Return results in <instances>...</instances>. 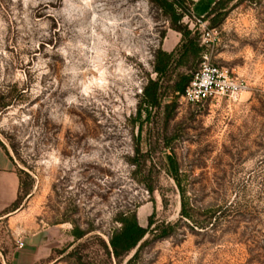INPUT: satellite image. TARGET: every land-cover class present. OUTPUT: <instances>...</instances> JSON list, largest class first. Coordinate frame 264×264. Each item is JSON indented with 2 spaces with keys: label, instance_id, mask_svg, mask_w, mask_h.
Here are the masks:
<instances>
[{
  "label": "rangeland",
  "instance_id": "374dc122",
  "mask_svg": "<svg viewBox=\"0 0 264 264\" xmlns=\"http://www.w3.org/2000/svg\"><path fill=\"white\" fill-rule=\"evenodd\" d=\"M186 1L182 23L200 34L193 13L212 0ZM214 30L211 64L246 90L194 105L178 97L165 127L196 220L218 210L197 229L180 220L167 150L154 144L142 173L152 168L150 195L128 163L136 96L153 51L175 33L151 0H0V94L13 96L0 143L24 188L17 212L0 218V264H75L73 254L110 263L102 243L127 208L141 226L152 213L179 221L144 248L143 264H264V0L242 2ZM149 128L156 135L146 126L144 138ZM70 222L94 231L74 242Z\"/></svg>",
  "mask_w": 264,
  "mask_h": 264
},
{
  "label": "trees",
  "instance_id": "16d2710c",
  "mask_svg": "<svg viewBox=\"0 0 264 264\" xmlns=\"http://www.w3.org/2000/svg\"><path fill=\"white\" fill-rule=\"evenodd\" d=\"M244 1L256 3L258 0H216L202 17V20L207 21L209 29L214 30L222 23L231 9ZM151 2L166 21L168 28L179 35V41L169 52L159 47L152 53L150 72L145 76L141 90L136 96L134 112L128 119V123L136 131V136L133 138V153L128 158V163L134 169L133 177L141 182L139 183L141 187L147 195H150L153 192V187L146 183V179L150 177L152 168L146 169L148 171L147 176H143L142 173L145 172L144 168L149 162V156L155 149L154 144L162 147L163 150H167L168 153L163 158L164 163L161 166L177 189L180 220L190 222L197 229H205L208 224H211L212 219H215L218 210L212 207L207 208L201 212L202 217H206V219L201 222L196 220V213H199V210L186 197V189L182 185L185 175L182 173L171 149V144L176 136H168L165 127L168 120L173 116L176 99L184 94L194 74L198 71L202 55L206 53V49L201 44L200 34L182 23L183 18L189 15L188 7L193 5V1L151 0ZM163 37L164 34H162ZM12 99L11 94L6 96L0 94V114L11 105ZM166 99H170V102L165 103ZM151 125L158 127L156 135L152 134L153 129L149 128V134L144 138L145 127ZM152 139H154L153 143L151 142ZM142 146L145 147V152H143ZM0 148L12 161L1 143ZM15 174L19 180L17 199L3 215H0V218L15 212L19 208L20 195L24 188L20 177L21 172H15ZM24 193L26 194V190ZM154 216V213L148 216L146 225L141 226L133 209L120 210L113 215L112 221L116 227L107 235V244L102 243L105 256L110 260V263L111 258H113L115 264H143L142 251L144 248L155 240L171 235L179 222L174 224L156 223ZM70 224L73 226L70 235L74 242L82 240L94 231L89 228L80 229L74 222H70ZM73 255L76 256L75 264H94L85 262L82 255ZM110 263L101 262L99 264Z\"/></svg>",
  "mask_w": 264,
  "mask_h": 264
},
{
  "label": "built area",
  "instance_id": "2783aa9c",
  "mask_svg": "<svg viewBox=\"0 0 264 264\" xmlns=\"http://www.w3.org/2000/svg\"><path fill=\"white\" fill-rule=\"evenodd\" d=\"M193 19L202 28L200 30L201 44L204 46L212 44L216 40L215 30H209L205 27L202 18L193 15ZM245 90L244 84L228 78L220 68L211 64L209 53H204L198 71L180 98L182 101L194 105L216 96L238 95ZM18 247L21 248L22 243H19Z\"/></svg>",
  "mask_w": 264,
  "mask_h": 264
},
{
  "label": "crops",
  "instance_id": "0c3cea01",
  "mask_svg": "<svg viewBox=\"0 0 264 264\" xmlns=\"http://www.w3.org/2000/svg\"><path fill=\"white\" fill-rule=\"evenodd\" d=\"M215 1L216 0H212L209 8ZM208 10L201 14H196L194 11L193 14L197 17L202 18ZM178 41L179 35L177 33H173L171 37L169 36V38H165V41L162 44L161 48L162 50L169 52L174 48ZM18 189L19 180L13 169V163L0 148V215H3L15 202L18 196ZM16 212L17 210L2 217L10 216Z\"/></svg>",
  "mask_w": 264,
  "mask_h": 264
}]
</instances>
